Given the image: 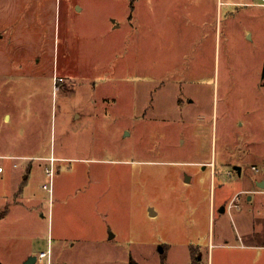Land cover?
I'll return each instance as SVG.
<instances>
[{
  "label": "rangeland",
  "instance_id": "obj_1",
  "mask_svg": "<svg viewBox=\"0 0 264 264\" xmlns=\"http://www.w3.org/2000/svg\"><path fill=\"white\" fill-rule=\"evenodd\" d=\"M262 2L47 0L44 57L31 67L21 50L27 73L0 81V151L78 158L55 162L52 193L50 161L29 160L28 196L0 218V264H26L39 237L50 255L34 264H264V208L243 193L210 212L264 175ZM205 135L250 144L243 174L234 161L214 181L194 162Z\"/></svg>",
  "mask_w": 264,
  "mask_h": 264
},
{
  "label": "crops",
  "instance_id": "obj_2",
  "mask_svg": "<svg viewBox=\"0 0 264 264\" xmlns=\"http://www.w3.org/2000/svg\"><path fill=\"white\" fill-rule=\"evenodd\" d=\"M262 4H264V2H262ZM56 5L57 3H55V6ZM50 6L53 8L52 3H50ZM47 9V0H0V81H6L11 78L16 79L17 75L27 73V71L19 68L21 64H19L18 61L21 59V50L34 49L33 57H27L24 60L28 61L29 66L34 67L36 63L38 64L41 62V56L44 57L45 55L44 48L46 47L48 31L53 28L54 21L57 22V19L54 16H51L50 18L48 17ZM56 27L57 24L55 23L54 28ZM59 65L60 64H58L57 69L54 67L53 73L62 75ZM30 71L32 72L33 70ZM54 76L53 79L55 82ZM11 118L12 115L10 112H4V123H7ZM201 124L205 125L204 123ZM203 127L204 126H200V128ZM201 139L202 140H200L196 151L199 158L194 162L202 165L204 169L211 167L212 180L216 181L217 174L220 172L218 167L229 168L234 161L236 166H241L239 174H243L244 166L250 160L249 152L252 150L249 143L247 144L243 141H240L237 144L227 143L224 149L220 150L217 141L214 146V142L211 144L207 135L202 136ZM240 139L243 140L244 135H240ZM210 146H212V148H210ZM52 154L58 158L56 162L78 158L67 155L66 153L57 155L56 147ZM49 156L51 155L36 156L22 152L0 151V160H4V162H0V166L4 167L3 171H0V183L2 185L0 197L3 200L0 206L1 219L7 217L13 208L20 207L22 205L21 202L23 197L28 196L27 194L30 191V177L32 175L31 171L33 169V162L29 160H33L35 157H40L41 159L48 161L47 157ZM254 166L256 167L254 169L258 170V166L255 164L253 167ZM260 180H264V175L257 176L254 180H250L248 183H246V181L244 183L240 182L241 184L236 186L235 191L231 196L225 195L220 197L219 200L215 194L214 199L210 203L211 214L215 215L217 205L220 209L222 206H225V211L229 209L228 206L233 199H235L238 204V197L243 193H246L248 204L249 201L254 202V205L259 208L258 213L261 212V208H264V187L257 184ZM248 204H246L247 207H249ZM257 215L259 216V214ZM225 233L226 235L224 239L226 243L224 244L230 245L231 243L228 232L225 231ZM237 234L242 239L249 237V233L245 232V230L243 232L240 228H238ZM34 243L39 244L38 248L42 251L45 250L42 246L44 243L46 244L47 241L44 238L39 237L36 238V242ZM36 248L35 250L38 249ZM191 252L193 256H195L196 253L199 252V248L193 246ZM201 258L202 256H199V259Z\"/></svg>",
  "mask_w": 264,
  "mask_h": 264
},
{
  "label": "built area",
  "instance_id": "obj_3",
  "mask_svg": "<svg viewBox=\"0 0 264 264\" xmlns=\"http://www.w3.org/2000/svg\"><path fill=\"white\" fill-rule=\"evenodd\" d=\"M63 78L62 77H58L57 75L55 76V84L58 83L59 80H62ZM47 159L50 161V165H47L46 166V172L48 173L49 175V178H50V181L49 183L48 182H45L44 183V187L45 188H48L50 190V192L52 193L53 192V183H54V177H55V162L56 160L58 159L54 154H51V156L47 157ZM254 168H256L254 166ZM4 167L3 166H0V171H3ZM238 204L236 203L235 199H233L228 208L231 209L233 208L234 206H237ZM50 255V249H47V250H42L39 252L38 254V260H43L45 257L49 256Z\"/></svg>",
  "mask_w": 264,
  "mask_h": 264
},
{
  "label": "water",
  "instance_id": "obj_4",
  "mask_svg": "<svg viewBox=\"0 0 264 264\" xmlns=\"http://www.w3.org/2000/svg\"><path fill=\"white\" fill-rule=\"evenodd\" d=\"M239 171H241V166H235ZM259 186L264 187V180H260L257 183ZM226 207L222 206V208L220 209L221 211H225ZM161 250H163V248H161ZM37 255H33L29 258V260L26 262V264H34L37 261Z\"/></svg>",
  "mask_w": 264,
  "mask_h": 264
},
{
  "label": "trees",
  "instance_id": "obj_5",
  "mask_svg": "<svg viewBox=\"0 0 264 264\" xmlns=\"http://www.w3.org/2000/svg\"><path fill=\"white\" fill-rule=\"evenodd\" d=\"M131 264H139L136 260H132Z\"/></svg>",
  "mask_w": 264,
  "mask_h": 264
},
{
  "label": "flooded vegetation",
  "instance_id": "obj_6",
  "mask_svg": "<svg viewBox=\"0 0 264 264\" xmlns=\"http://www.w3.org/2000/svg\"><path fill=\"white\" fill-rule=\"evenodd\" d=\"M191 101V100H190Z\"/></svg>",
  "mask_w": 264,
  "mask_h": 264
}]
</instances>
